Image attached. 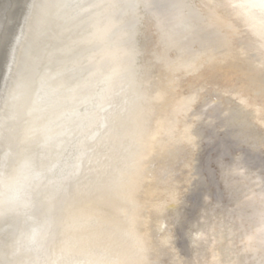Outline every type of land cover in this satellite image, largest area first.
I'll list each match as a JSON object with an SVG mask.
<instances>
[{"label": "bare ground", "instance_id": "obj_1", "mask_svg": "<svg viewBox=\"0 0 264 264\" xmlns=\"http://www.w3.org/2000/svg\"><path fill=\"white\" fill-rule=\"evenodd\" d=\"M0 179V264H264L262 14L0 0Z\"/></svg>", "mask_w": 264, "mask_h": 264}, {"label": "snow or ice", "instance_id": "obj_2", "mask_svg": "<svg viewBox=\"0 0 264 264\" xmlns=\"http://www.w3.org/2000/svg\"><path fill=\"white\" fill-rule=\"evenodd\" d=\"M229 6L244 17H252L259 10L264 19V0H229Z\"/></svg>", "mask_w": 264, "mask_h": 264}, {"label": "clouds", "instance_id": "obj_3", "mask_svg": "<svg viewBox=\"0 0 264 264\" xmlns=\"http://www.w3.org/2000/svg\"><path fill=\"white\" fill-rule=\"evenodd\" d=\"M29 165L26 162H22L20 165V174L23 176L26 174ZM17 195V196H25L27 194L26 188L22 183H17L15 186L11 181H5L0 179V196L5 195Z\"/></svg>", "mask_w": 264, "mask_h": 264}, {"label": "rangeland", "instance_id": "obj_4", "mask_svg": "<svg viewBox=\"0 0 264 264\" xmlns=\"http://www.w3.org/2000/svg\"><path fill=\"white\" fill-rule=\"evenodd\" d=\"M206 152V150L204 149L203 151H202V153L204 154ZM201 157V156H200ZM200 163H202V158H200Z\"/></svg>", "mask_w": 264, "mask_h": 264}, {"label": "water", "instance_id": "obj_5", "mask_svg": "<svg viewBox=\"0 0 264 264\" xmlns=\"http://www.w3.org/2000/svg\"><path fill=\"white\" fill-rule=\"evenodd\" d=\"M180 244V243H179Z\"/></svg>", "mask_w": 264, "mask_h": 264}]
</instances>
